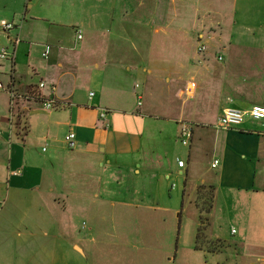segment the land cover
Segmentation results:
<instances>
[{
	"label": "crops",
	"instance_id": "1",
	"mask_svg": "<svg viewBox=\"0 0 264 264\" xmlns=\"http://www.w3.org/2000/svg\"><path fill=\"white\" fill-rule=\"evenodd\" d=\"M108 1H111L113 9H120L121 15L124 13L121 22V19L105 15ZM150 1L154 4L150 2L144 15L150 16L162 27L172 25L169 6L163 0ZM240 1L237 6L238 1L233 0L232 9H235L239 23L252 30V34L241 41L240 48L244 52L236 49L233 54L230 51L235 58L224 63L223 56L217 52L226 50L222 42L227 37L221 35L216 50L206 47L207 53L198 62L197 68L190 63L182 67L185 78L194 82L190 86L193 93L197 79V107L215 106L217 118L226 108L247 111L256 105L264 107V0ZM129 9L131 16H136L127 23L125 15ZM138 12L136 0H0V22L17 26V31L8 35L0 28V46L10 48L7 37L18 35L20 39L14 62L0 61V83L3 88L12 83L19 95L52 99L58 104L56 109L47 111L38 99L18 100L13 113L11 108L9 111L8 94L0 90V127L3 130L0 138V264H47L44 251L64 250L57 244L42 243L37 239L35 233L41 230L42 221L35 219H41L42 213L35 203L41 194L52 195L57 190L48 172L55 168L52 163L63 162L66 150L70 151L66 161L71 164L78 158L94 159L98 169H107V177L113 180L109 179L107 184H111L114 191L141 196L142 190L136 191L131 187L149 185L153 187L150 197L155 203L154 208L167 212L177 211L179 206L181 208L182 194L178 197L177 190H173L174 186L170 183H182V193L185 192L190 159L185 162L177 158L176 162L180 160L184 163V167L179 168L177 163L173 165L171 161H163L155 151V143L166 136L164 132L168 125L143 118L135 121L140 126L132 132L130 126L136 119L128 115L122 117L110 110L112 103L128 107L129 100L124 89L129 78L138 70L132 55L119 51L106 60L110 56L107 51L94 52L96 56L86 53L85 46L89 42H103L104 45L120 40L127 42L131 34L127 33L131 31L127 30V26L131 27L133 22L138 24ZM195 13L197 18V9ZM186 15L187 12L176 18L178 27H186ZM107 23L115 28L122 24L123 29H118L112 38L100 34L85 35L91 26L96 28ZM79 31L80 40L77 39ZM154 32L160 33L159 28ZM134 38L137 41V33ZM45 45L52 49L48 60L41 58ZM261 47L262 50L259 49ZM134 52L137 57V52ZM83 58L89 62L81 65L78 60ZM110 62L114 65L107 66ZM186 79L179 77L180 82ZM173 80L166 77L163 82L170 88L175 82ZM40 83H44L43 89L38 88ZM208 91L211 93L209 97L205 94ZM90 94H93L91 98ZM169 101L167 93V106ZM101 110L109 112L105 119L100 118ZM173 122L178 135L183 123L190 126L180 118ZM222 132V135L213 138L212 158L201 174L204 179L197 180L192 187L193 193L204 187L213 195V209L209 217L211 236L206 241L211 243H222L236 234L227 231L225 221L220 223V232L213 231L217 202L224 201L237 210L244 207L255 210L260 206L264 212V121L246 118L241 126ZM69 133L75 135L74 150L64 147V138ZM35 151L39 154L36 155ZM102 158H106L104 163ZM215 160L218 165L212 168ZM37 172H40V177L36 180L33 175ZM209 172L212 174L206 176ZM44 176L47 177L43 191ZM127 186L131 189L123 190ZM101 188L99 190H105ZM74 249L83 254V250L76 246ZM50 260L49 263L53 264L52 258Z\"/></svg>",
	"mask_w": 264,
	"mask_h": 264
},
{
	"label": "rangeland",
	"instance_id": "2",
	"mask_svg": "<svg viewBox=\"0 0 264 264\" xmlns=\"http://www.w3.org/2000/svg\"><path fill=\"white\" fill-rule=\"evenodd\" d=\"M163 1L169 6L172 25L162 27L152 21L150 16L144 15L149 4H154L153 1L136 0L139 5L138 24L133 22L131 27L127 26V30L131 29L127 31L131 32L127 42L120 40L105 45L103 42H89L85 47L88 55L109 52L110 56L106 60L119 51H125L128 56L132 55L138 70L129 78L124 89L129 100L128 107L123 108L112 103V106L109 105L110 110L122 117L128 115L136 119L132 120L133 124L130 126L132 132H136L140 126L135 121L143 118L152 119V123L168 125L169 128L164 132L166 136L160 137L158 143H155V151L163 161H171L173 165L177 163V158L185 162L190 159L184 196L182 183H170V186H174L173 190H177L178 197L182 194L181 208L179 206L177 211L171 212L154 208L155 203L150 197L153 187L149 185L131 187L136 191L142 190L141 196L130 195L126 191L124 194L121 190L114 191L115 188L107 184L110 179L107 177V169H98L94 159L78 158L71 164L69 160L66 161L70 154L66 150L63 154L66 156L64 163H52L55 168L48 172L51 173L57 190L52 195L41 194L35 203L42 213L41 219H35L42 221L39 226L41 230L35 233L37 239L42 243L57 244L64 248L44 251L43 257H47V264L51 263V258L53 264H264V212L260 210V206L254 210L243 205V210H237L224 201L217 202L213 231L220 232V223L225 221L227 231H234L236 234L229 235L222 243L205 242L204 238L200 243V251L195 250L199 226V212L195 205L204 203V207H207L210 191L199 190L201 194L197 198V189L193 193L192 187L197 180L204 179L201 174L206 171L211 161L213 138L223 132L214 129L218 120L215 106L208 104L201 109L197 107V79L193 93L190 86L194 82L185 78V70L182 68L187 63L197 68L198 62L207 53H197L199 36L203 37L207 49L212 51L217 49L221 35L227 37L222 42L226 50H217L226 63L227 60L235 58L233 54L237 52L236 49L240 53L244 52L240 48L243 44L241 41L252 34V30L239 23L238 15H235V9L231 6L233 0ZM237 1L239 6L241 1ZM106 6L105 15L108 18H123L124 13L121 15L120 9H113L111 1L106 2ZM131 7L133 9V5ZM129 11L131 9L125 15L127 23L136 16H131ZM185 12L188 24L186 27H178L176 18ZM121 21L122 19L119 20ZM121 25L117 28L108 23L96 28L91 26L85 35L91 37L93 34H100L105 38H112L118 29H123ZM156 28H159L160 33L154 32ZM135 33L138 35L137 41L134 38ZM259 49L262 50V47ZM134 51L137 52V57ZM262 51L264 56V50ZM86 62L89 60H78L81 65ZM113 65L114 62L107 64ZM148 70L151 71L150 74L147 73ZM175 72L179 74H174ZM166 77L175 81L170 88L163 82ZM179 77H184L186 81L180 82ZM90 91L93 92V89ZM167 93L170 97L168 106ZM205 94L207 97L211 96L210 91ZM16 105L17 103L13 113ZM179 118L192 127L193 138L188 147L182 146L180 135L173 128V121ZM35 154L39 152L35 151ZM97 155L101 156L102 153ZM104 159L106 158H102L103 163ZM211 174L209 172L206 176ZM33 177H40V172ZM44 177L43 191L46 189L47 176ZM98 183L101 185L98 186ZM100 187L105 190H99ZM126 188L131 189L127 186L123 190ZM257 221L262 223L258 225ZM204 229L205 237L209 239L210 224ZM75 246L83 250V254L74 249Z\"/></svg>",
	"mask_w": 264,
	"mask_h": 264
},
{
	"label": "built area",
	"instance_id": "3",
	"mask_svg": "<svg viewBox=\"0 0 264 264\" xmlns=\"http://www.w3.org/2000/svg\"><path fill=\"white\" fill-rule=\"evenodd\" d=\"M0 28L1 31L4 32L5 34H9L12 31H17V26L7 23V22H0ZM81 33L80 31L77 33V39L80 40ZM7 40L9 41L10 48L6 47H1L0 48V61H11L14 62L15 58V52L16 48L18 47L20 43V39L18 35H15L13 37H7ZM51 47L48 45H45L43 48V51L41 53V58L43 60H48L49 56L51 54ZM206 51V45L203 42V37H199L198 39V48H197V53L198 54H203ZM221 58H218V61H220ZM44 83H40L38 85L39 89L44 88ZM193 88V87H192ZM4 90L5 93L8 94L9 99H10V108L13 110L15 102L18 100H23V101H28V100H34L38 99L41 103V106L44 110L47 111H52L57 108L58 104L52 100V99H44V98H38V97H32V96H23L19 95L16 89L14 88L13 84H9L7 87L3 88L2 84L0 83V90ZM93 96V94H90V98ZM65 106L66 104H62ZM109 114L107 110H101L100 118L105 119L106 116ZM246 118H250L254 121H264V107L263 106H252L250 109L247 111H242L239 109L235 108H226L222 111V114L217 120V124L215 125V129L220 130V131H228L234 128H237L241 126ZM3 130L0 127V138L2 137ZM192 128L191 126L187 124H182L181 129H180V142L182 146L188 147L190 146L191 140H192ZM64 143L69 150H74L76 147L75 143V135L73 133H69L65 136L64 138ZM177 165L179 168L184 167V163L180 160H177ZM218 165V161H213L211 167L216 168ZM234 231H232V234Z\"/></svg>",
	"mask_w": 264,
	"mask_h": 264
},
{
	"label": "trees",
	"instance_id": "4",
	"mask_svg": "<svg viewBox=\"0 0 264 264\" xmlns=\"http://www.w3.org/2000/svg\"><path fill=\"white\" fill-rule=\"evenodd\" d=\"M15 126H16V124H15ZM202 189L204 190L205 188L204 187H199L198 192H197V198H198V195L201 194L199 190H202ZM183 196H184V192H183ZM202 200H204V199H202ZM195 206H196V208H197V210L199 212V226H198V229H197L195 250L200 251V249L202 248V246L200 245V243H202V239L205 238L204 241L205 242L207 241V239L205 237L206 229H204V228L208 227L209 224H210L209 223V221H210L209 217H210V214H211L212 209H213V195L211 194V192H210L209 202H208L207 207H204L205 206L204 203L203 204L197 203Z\"/></svg>",
	"mask_w": 264,
	"mask_h": 264
}]
</instances>
